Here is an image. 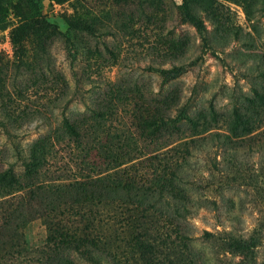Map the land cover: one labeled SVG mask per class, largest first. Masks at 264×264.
Here are the masks:
<instances>
[{
    "label": "rangeland",
    "instance_id": "rangeland-1",
    "mask_svg": "<svg viewBox=\"0 0 264 264\" xmlns=\"http://www.w3.org/2000/svg\"><path fill=\"white\" fill-rule=\"evenodd\" d=\"M34 1L0 0V172L22 174L35 151L46 183L124 168L138 183L170 177L160 205L139 213L164 240L161 264H264V0H186L203 31L182 13L185 0ZM33 18L43 25L14 45L12 29ZM173 65L184 70L151 68ZM157 109L167 126L143 125ZM5 192L0 223L19 195ZM72 209L60 215L78 225ZM137 213L102 210L119 236L96 259L76 252L62 264H143L122 225ZM23 232L25 248L2 264L58 258L42 217ZM251 236L253 259L230 249Z\"/></svg>",
    "mask_w": 264,
    "mask_h": 264
},
{
    "label": "trees",
    "instance_id": "trees-1",
    "mask_svg": "<svg viewBox=\"0 0 264 264\" xmlns=\"http://www.w3.org/2000/svg\"><path fill=\"white\" fill-rule=\"evenodd\" d=\"M29 2L35 3L34 0ZM35 10L37 11L36 7ZM182 13L198 30L203 31L201 19L192 12L186 0L182 4ZM34 22L39 27L43 25L38 18L21 22L12 29L11 42L19 46ZM151 68L167 77L177 76L184 70L183 65ZM157 112L160 114L143 117V125L150 126L158 122L155 126L157 130L166 127L168 122L163 116L164 113L158 109ZM65 125L70 134H75L76 137L80 135L73 122L66 120ZM50 139L53 143L54 138ZM40 158L37 152L33 151V159L27 163V168L22 174L15 173L12 167L0 172V187L6 190L5 194L13 192H16L13 195L19 194L15 196L17 200L10 210H7V206L4 208L5 215L0 223V264L3 263L1 260L7 252H11V247L16 246L18 252L23 251L25 246L21 244L20 235H24L23 229L26 223L35 217L43 218L47 227L48 241L53 243L57 252L58 258L50 260V264H62L60 257L65 255L71 257L76 252L83 257L96 259L99 249H103L111 238L120 234L115 223L101 218L102 210L110 211L115 205L121 208L133 207L134 211H138L135 216H129L122 224L125 226L124 232L127 233L126 243L129 244L131 251L135 250L138 253L136 258L142 260L143 264L166 262L162 255L164 240L160 243L152 236L148 226L149 220L142 221L139 213L149 212L150 208L157 206L156 204L160 205L164 188L171 189L170 183L173 181L170 177L166 179L163 176V183H154L152 179L149 184L138 183L124 168L117 176L118 171L107 175L97 172L78 176L70 182L46 183L38 180L39 170L43 166ZM129 160L131 159H122L118 164ZM9 200H1V203L6 204ZM212 202L217 205L216 201ZM65 208H73L78 216V225H73L75 221L71 223L64 214L60 215ZM182 235L187 237L185 232ZM257 245L256 236L233 237L229 242L230 249L250 259L254 258ZM170 262L173 263V260L170 259Z\"/></svg>",
    "mask_w": 264,
    "mask_h": 264
}]
</instances>
